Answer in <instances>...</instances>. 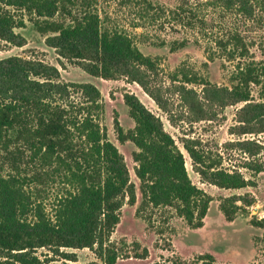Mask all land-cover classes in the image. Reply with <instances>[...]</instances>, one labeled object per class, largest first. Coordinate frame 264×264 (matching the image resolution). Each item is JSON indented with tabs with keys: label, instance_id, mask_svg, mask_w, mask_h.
Returning a JSON list of instances; mask_svg holds the SVG:
<instances>
[{
	"label": "trees",
	"instance_id": "obj_1",
	"mask_svg": "<svg viewBox=\"0 0 264 264\" xmlns=\"http://www.w3.org/2000/svg\"><path fill=\"white\" fill-rule=\"evenodd\" d=\"M238 1L241 12H251L246 2ZM256 2L262 23L264 0ZM122 3L138 5L143 11L138 12L139 20L154 19L149 10L155 7L149 0ZM93 6V0H0V39L22 47L24 39L14 31L25 27L27 17L59 57L77 62L91 76L105 80L126 77L160 107L147 84L148 75L158 69L157 59L144 55L125 29L108 25V17L102 18ZM164 13L159 6V19ZM232 39L233 48H226L231 39L220 41L219 46L228 59H245L247 45L239 36ZM164 45L162 42L159 47ZM175 45L172 42L171 51L184 43ZM237 68L236 84L229 95L235 103H244L238 122L243 126L263 123L264 103L252 102L250 86L261 83L264 64L251 61ZM58 81L57 68L41 61L0 60V248L7 253L0 264H38L37 258L28 257V251L37 247L80 249L94 245L102 264H115L117 251L104 242L118 224L122 199L128 197L131 206L136 202L123 157L100 124L103 105L99 91L90 84ZM73 92L81 95V102H65ZM123 100L134 128L124 132L116 117L114 128L120 143L129 141L136 149L132 158L141 195L136 216L147 207H169L190 228H201L211 197L191 182L183 153L160 120L134 95L125 94ZM182 147L209 184L220 189L254 185L239 170L223 168L219 160H205L196 145L184 143ZM29 165L34 172L27 180L22 172ZM5 169H9L7 174ZM260 171L256 168L254 172ZM28 183H36L33 193ZM56 183L59 189L47 212L38 198L45 193V186ZM238 201H220L219 209L227 221L253 205L251 201L238 205ZM250 223L264 229V218ZM147 255L143 248L133 257ZM198 258L200 264L214 263L209 254Z\"/></svg>",
	"mask_w": 264,
	"mask_h": 264
},
{
	"label": "rangeland",
	"instance_id": "obj_2",
	"mask_svg": "<svg viewBox=\"0 0 264 264\" xmlns=\"http://www.w3.org/2000/svg\"><path fill=\"white\" fill-rule=\"evenodd\" d=\"M149 1L155 7L149 10L152 16L155 14L154 19L139 20L138 12H143L139 6L122 0H93V8L102 18L108 17V25L125 29L144 55L157 59L158 69L148 75L147 84L160 107L140 85L126 77L105 80L91 76L77 62L59 57L27 17H24L25 27L14 31L25 44L17 47L0 39V60L41 61L57 68L59 83L90 84L99 91L103 105L100 124L108 141L122 155L129 181L135 186V204L129 205L126 196L122 199L118 224L104 242L117 251L115 264H200L198 257L205 254L213 257V264H264V229L250 223L252 219L264 218V122L240 124L239 111L244 103H235L229 95L236 84L238 66L251 61L264 64L263 14L256 0H241L251 12H241L238 0L230 3L227 0ZM159 6L165 12L160 19ZM137 24L139 27H135ZM237 36L247 45L248 53L245 59H228L219 42L231 39L226 48H233L232 37ZM162 42L165 45L159 47ZM172 42L176 43L175 47L181 42L184 46L171 51ZM125 94L134 95L160 120L164 131L183 153L191 182L211 197L201 228H190L169 207H147L136 216L141 202L132 158L136 149L129 141L120 143L114 128L115 117L124 132L134 128L124 104ZM250 94L253 103H264V77L259 85L250 86ZM81 101V95L75 92L65 100L71 104ZM184 143L196 145L208 162L219 160L223 168L239 170L254 185L220 189L209 184L197 172L182 147ZM256 168L261 171L255 173ZM33 172L34 168L29 165L22 173L29 180ZM35 184L26 185L32 193ZM44 188L45 193L41 192L38 201L48 212L59 188L57 183ZM224 198L239 199L238 205L243 201H251L253 205L227 221L219 209ZM143 248L147 249V257L134 258ZM28 253L29 258H37L38 264H102L97 245L80 249L37 247ZM6 254L0 248V260Z\"/></svg>",
	"mask_w": 264,
	"mask_h": 264
}]
</instances>
